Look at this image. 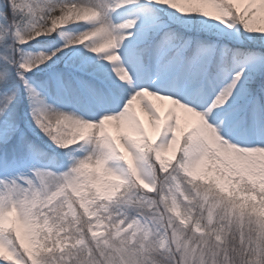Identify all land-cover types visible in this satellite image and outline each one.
I'll return each mask as SVG.
<instances>
[{"label":"snow or ice","instance_id":"snow-or-ice-1","mask_svg":"<svg viewBox=\"0 0 264 264\" xmlns=\"http://www.w3.org/2000/svg\"><path fill=\"white\" fill-rule=\"evenodd\" d=\"M0 264H264V0H0Z\"/></svg>","mask_w":264,"mask_h":264}]
</instances>
